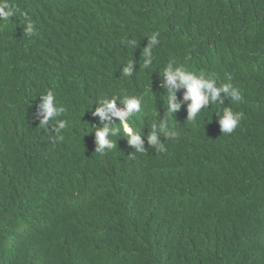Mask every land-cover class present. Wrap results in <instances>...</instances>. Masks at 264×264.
Returning a JSON list of instances; mask_svg holds the SVG:
<instances>
[{
	"label": "trees",
	"instance_id": "16d2710c",
	"mask_svg": "<svg viewBox=\"0 0 264 264\" xmlns=\"http://www.w3.org/2000/svg\"><path fill=\"white\" fill-rule=\"evenodd\" d=\"M4 5L12 15L0 18V264H264V0ZM169 62L217 87L231 83L242 99L221 92L220 104L188 120L186 89L164 82ZM49 91L66 109L63 139L56 120L40 124ZM125 96L141 98L128 123L146 151L121 127L117 147L95 152L97 103ZM225 107L242 114L231 133L217 115ZM161 120L177 132L156 129L164 151L147 140Z\"/></svg>",
	"mask_w": 264,
	"mask_h": 264
},
{
	"label": "clouds",
	"instance_id": "9594fccd",
	"mask_svg": "<svg viewBox=\"0 0 264 264\" xmlns=\"http://www.w3.org/2000/svg\"><path fill=\"white\" fill-rule=\"evenodd\" d=\"M7 5L0 7V18H6L12 15L11 10L7 9ZM25 31L31 35L34 31L32 23L26 25ZM159 33H154L150 36L148 46L145 48L144 65L147 67L152 63L151 48L159 43ZM135 43V42H132ZM134 63L129 62L123 68V75L129 76L133 71ZM164 82L166 85H171L173 88L183 87L186 91L183 93V99L190 101L187 105V119L195 120L200 114L201 110L209 107V104L219 103L218 97L221 92H224L231 97L233 102H239L242 99L240 91L233 87L231 83H224L220 87H217L214 79L206 78L204 75H196L192 72L186 71L182 66H174V62H169L166 66L164 73ZM167 97V112L173 113L180 107L177 101L175 91H171ZM120 100L123 107L117 106V100ZM98 107L95 108L92 113L94 116H98L101 121L100 127L93 126L95 132V152L103 153L106 150H111L117 147L116 141L114 142L112 137H117L123 129L124 135L127 136L130 145H132L136 152H145L143 147L144 140L142 135L135 131L128 123L129 119L141 109V98L138 96H125L112 97L108 99H102L98 103ZM220 104V103H219ZM41 114L40 124L46 126L49 121L56 120L55 133H57L58 139H63V136L59 135L61 130L68 126V122L64 119H58L66 109L63 106H59L56 102V97L53 92L49 91L41 96V103L39 105ZM220 117V125L222 133H231L238 126L242 119V114L234 112L231 108L225 107L223 115L217 113ZM113 117L117 118L113 121ZM119 121L120 126L116 125ZM152 131L147 136L148 143L152 146L158 147L161 151H164V144L158 140L156 129L163 132L169 138H175L177 132L168 128L166 121L161 120L159 123L152 124Z\"/></svg>",
	"mask_w": 264,
	"mask_h": 264
}]
</instances>
